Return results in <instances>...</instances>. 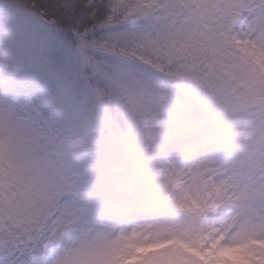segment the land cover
I'll use <instances>...</instances> for the list:
<instances>
[{
    "label": "snow or ice",
    "instance_id": "1",
    "mask_svg": "<svg viewBox=\"0 0 264 264\" xmlns=\"http://www.w3.org/2000/svg\"><path fill=\"white\" fill-rule=\"evenodd\" d=\"M231 252L264 264V0H0V264Z\"/></svg>",
    "mask_w": 264,
    "mask_h": 264
},
{
    "label": "clouds",
    "instance_id": "2",
    "mask_svg": "<svg viewBox=\"0 0 264 264\" xmlns=\"http://www.w3.org/2000/svg\"><path fill=\"white\" fill-rule=\"evenodd\" d=\"M66 246V242H64L63 244H60L59 246L53 245L52 247L54 248L53 254L51 259L54 261L57 257L58 254L63 252V248ZM77 245H73V247H76ZM237 255L236 252H231V253H227L224 259V264H234L233 260L229 259L228 257L231 256H235Z\"/></svg>",
    "mask_w": 264,
    "mask_h": 264
}]
</instances>
